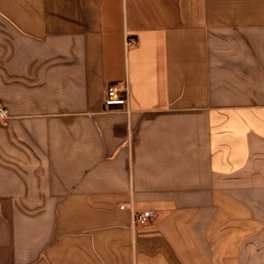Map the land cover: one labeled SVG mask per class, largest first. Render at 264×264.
Here are the masks:
<instances>
[{
  "label": "crops",
  "instance_id": "crops-1",
  "mask_svg": "<svg viewBox=\"0 0 264 264\" xmlns=\"http://www.w3.org/2000/svg\"><path fill=\"white\" fill-rule=\"evenodd\" d=\"M0 103V264H264V0H0Z\"/></svg>",
  "mask_w": 264,
  "mask_h": 264
},
{
  "label": "built area",
  "instance_id": "built-area-1",
  "mask_svg": "<svg viewBox=\"0 0 264 264\" xmlns=\"http://www.w3.org/2000/svg\"><path fill=\"white\" fill-rule=\"evenodd\" d=\"M128 45L135 46L136 42H128ZM103 106L106 110H114L119 107L121 111L123 110L126 113L130 112L129 108V85L128 81H116L108 83L104 90L103 95ZM7 117V109L4 105L0 103V121L5 120ZM123 208V206H121ZM132 215V226L146 224L154 220L158 214L151 210H143L140 213L134 212L131 210Z\"/></svg>",
  "mask_w": 264,
  "mask_h": 264
}]
</instances>
